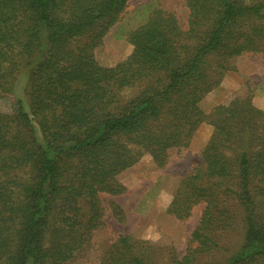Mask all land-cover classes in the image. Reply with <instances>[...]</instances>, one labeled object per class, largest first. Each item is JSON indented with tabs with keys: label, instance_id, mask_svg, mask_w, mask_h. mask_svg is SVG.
I'll return each mask as SVG.
<instances>
[{
	"label": "trees",
	"instance_id": "trees-1",
	"mask_svg": "<svg viewBox=\"0 0 264 264\" xmlns=\"http://www.w3.org/2000/svg\"><path fill=\"white\" fill-rule=\"evenodd\" d=\"M185 1L187 27L151 3L142 23L120 25L132 51L105 66L95 51L129 0H0V99H14L0 110V264H155L153 247L130 233L106 249L92 243L101 194L125 193L117 176L145 152L164 167L203 121L213 133L202 164L167 208L180 219L206 202L192 233L200 246L170 264H198L218 247L205 230L232 197L244 241L218 264H264V110L249 82L208 113L199 104L233 60L264 53V0Z\"/></svg>",
	"mask_w": 264,
	"mask_h": 264
},
{
	"label": "rangeland",
	"instance_id": "rangeland-1",
	"mask_svg": "<svg viewBox=\"0 0 264 264\" xmlns=\"http://www.w3.org/2000/svg\"><path fill=\"white\" fill-rule=\"evenodd\" d=\"M149 3L168 11H174L183 27H187L188 8L185 0H129L126 11L110 28L96 49V59L105 66H112L126 59L132 45L117 37L119 27L129 29L142 23L149 12ZM235 70H226L220 83L210 90L200 101V107L208 113L220 104L231 92L249 82L253 88V103L264 110V53L254 56L245 54L233 60ZM142 85L136 84L120 90L116 104H125L134 97ZM14 99H0V110L8 111ZM213 126L203 121L194 130L187 148H174L164 167H159L145 152L133 166L118 174L117 179L126 187L121 195L101 194L105 206L103 224L93 232L92 243L99 248H108L120 234H132L137 239L147 241L153 247L155 264H170L175 254L183 256L190 246H200L193 240L192 233L200 225L206 202L194 205L185 218H176L167 212L174 199L182 178L202 164L201 150L210 139ZM115 202L117 209L111 203ZM228 211L218 215L213 227L205 230L214 248L210 254L199 255L198 264H218L242 245L245 231L240 221L243 209L236 198L225 203ZM234 215V216H233ZM231 216V217H230ZM214 244V245H213ZM81 264H96L84 261Z\"/></svg>",
	"mask_w": 264,
	"mask_h": 264
}]
</instances>
